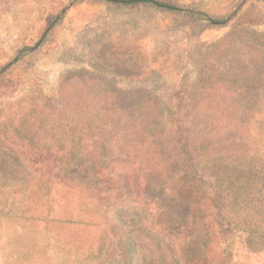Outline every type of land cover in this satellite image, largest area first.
<instances>
[{"label":"rangeland","instance_id":"obj_1","mask_svg":"<svg viewBox=\"0 0 264 264\" xmlns=\"http://www.w3.org/2000/svg\"><path fill=\"white\" fill-rule=\"evenodd\" d=\"M165 1L182 12L225 20L245 3L235 16L238 21L233 17L229 23L211 24L181 12L102 0H0V71L18 58L0 75V124L10 117L17 125L21 112L41 110L43 98L57 96L60 77L67 70L95 72L111 82L107 88L142 89L161 107L176 111L195 83L196 63L206 47L239 28L264 39V0ZM232 50L246 53L241 47ZM255 126L264 129V122ZM46 134L42 131L35 142L42 148L49 142ZM238 144L243 150V158L235 161L239 169L256 172L247 189L250 197L240 202L241 208L251 215L264 214V134ZM4 149H0V264H264L261 235L250 238L246 231L222 233L212 228L205 236L199 223L194 233H182L173 224L177 221L171 218L173 212L161 216L163 208L158 210L164 203L157 194L164 193L161 183L153 182L155 177L147 178L151 197L146 200L109 202L82 190L47 198L63 179L55 178L58 168L53 169L48 154H40L41 163L33 164L36 156L28 148L16 156ZM172 158L169 152L161 160ZM116 170V178L111 177L115 190L122 187L117 176L127 169ZM66 171L95 188L99 184L89 162ZM137 176L128 178L134 181ZM139 187L132 186L134 196ZM166 201L180 205L173 196ZM197 202L192 208L198 211L197 218L210 223L220 217L203 206L211 204L204 196ZM167 225L172 229L166 230Z\"/></svg>","mask_w":264,"mask_h":264},{"label":"trees","instance_id":"obj_2","mask_svg":"<svg viewBox=\"0 0 264 264\" xmlns=\"http://www.w3.org/2000/svg\"><path fill=\"white\" fill-rule=\"evenodd\" d=\"M102 1L181 12L211 24L225 21L182 12L179 6L165 0ZM232 46L246 53H234ZM196 64L195 83L176 111L161 107L142 89L107 88L111 82L95 72L67 70L60 77L57 96L43 98L41 110L33 107L21 112L17 125L10 117L0 124V149L16 156L25 154L28 148L36 156L33 164L41 163L40 154H48L53 169L58 168L55 178L63 179L61 187L49 190L47 198L82 190L109 202L146 200L151 197L147 178L155 177L153 182L161 183L164 193L157 194L164 203L158 209L163 208L161 216L173 212L171 218H177L173 224L185 235L194 233L199 223L205 236L216 228L222 233L242 230L250 238L256 234L264 237V214L251 215L240 205L246 196L250 197L247 189L256 172L239 169L241 166L235 162L243 158L238 143L264 134L263 128L255 126L264 122V39L247 28L232 30L206 47ZM42 131L49 138L45 148L35 143ZM169 152L173 158L163 163L161 157ZM88 162L99 181L97 188L66 171ZM119 167L127 171L117 176L122 187L117 185L115 190L111 177L116 178ZM127 175L138 176L133 181ZM134 184L140 185L135 196L131 193ZM167 196H173L180 205L173 207L166 201ZM202 196L211 203L203 206L220 215L210 223L197 218L198 211L192 210ZM165 228L172 229L171 225ZM202 244L208 246V237Z\"/></svg>","mask_w":264,"mask_h":264},{"label":"water","instance_id":"obj_3","mask_svg":"<svg viewBox=\"0 0 264 264\" xmlns=\"http://www.w3.org/2000/svg\"><path fill=\"white\" fill-rule=\"evenodd\" d=\"M244 3H245V1L242 3V5L240 6L239 9H237L236 11H234V13L231 15V17H229L228 19H226L223 23H224V24H225V23H229V22L231 21V19L237 15V13L239 12V10L243 7ZM66 11H67V9L64 10L63 14H64ZM200 14H201V13H200ZM59 19H60V17H57V19L54 21V23H53V24H52V25H51V26L45 31V33H44V35H43V37H42L41 40H43V39L45 38V36H46L47 33L49 32V30H50L51 28L54 27V25L59 21ZM223 23L214 22L213 24H223ZM41 42H42V41H40V42L38 43L37 46H39V45L41 44ZM17 59H18V58H16L13 62L9 63V64H8L3 70H1V71H0V75H1V74H2L7 68H9L12 64H14V63L17 61Z\"/></svg>","mask_w":264,"mask_h":264}]
</instances>
